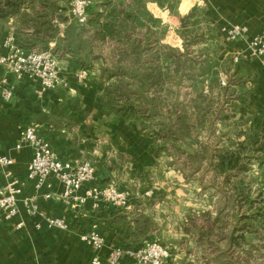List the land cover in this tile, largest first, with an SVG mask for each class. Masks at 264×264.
I'll use <instances>...</instances> for the list:
<instances>
[{
  "label": "trees",
  "instance_id": "trees-1",
  "mask_svg": "<svg viewBox=\"0 0 264 264\" xmlns=\"http://www.w3.org/2000/svg\"><path fill=\"white\" fill-rule=\"evenodd\" d=\"M65 2L0 0V23L12 20L17 42L24 49L51 50L58 59L69 56L81 69L95 68L92 79L99 87V103L151 138L153 153L170 158L168 165L187 179L186 171L193 178L204 171L213 182L221 179L215 186L220 202L213 203L215 216L208 211L191 214L183 230L196 237L205 251V264H237L224 256L221 244L231 250L244 233L258 234L255 223L262 213L250 214L251 208L239 212L235 202L243 204L249 198L250 189H243L244 175L256 154H264V113L251 114L239 123L251 125L248 133L236 134L242 140H224L215 123H223L226 104L247 96L249 73L239 60L219 58L217 36L204 6H192L183 17L175 29L181 47H174L163 42L167 25L147 4L177 15L179 0H101L84 25L68 22L59 33L54 20L60 17L67 22L59 13L66 10ZM49 117L43 113L36 122L44 123ZM115 217L106 223L130 230V245L141 243L155 230L152 219L143 214L133 219V226L125 215ZM238 263L250 264L248 259Z\"/></svg>",
  "mask_w": 264,
  "mask_h": 264
},
{
  "label": "crops",
  "instance_id": "crops-1",
  "mask_svg": "<svg viewBox=\"0 0 264 264\" xmlns=\"http://www.w3.org/2000/svg\"><path fill=\"white\" fill-rule=\"evenodd\" d=\"M100 1L93 0L92 11ZM194 1L197 5H205L206 16L217 36L216 51L219 58L234 59L237 56L250 75L245 83L247 96L226 104L234 111L230 115H223V123H220L227 126L222 127L221 131L228 129V139L242 140L243 136L238 138L236 134L248 133L251 125L239 123L251 114L264 113V57L247 55L246 42L229 41L225 29L232 24H243L248 27L249 35L257 33L264 24V0ZM149 5L155 4L148 3L147 7ZM61 11L64 13L66 10ZM11 23L12 20L0 23V51L3 38L13 31ZM59 61L64 66L62 77L67 80L68 88L39 95L36 93L39 82L24 80L15 82L14 95L9 102L0 99V154L13 159L10 167L12 178L23 182L18 198L34 196L36 193L33 182L26 178L32 148L28 145L19 150L14 148L21 127L33 122L38 134L50 142L61 158H89L95 165L98 184L112 182L127 188L131 193V204L116 210L100 201L96 208L87 203L79 211H71L55 199L38 198L43 212L71 221L72 231H61L46 228L39 217L28 215L19 203L16 216L10 219L0 216V264H92L93 251L78 237V232L89 224H96L105 239V246L99 255L101 264H108V250L116 243L130 244L131 232L116 223L106 222L117 215H125L133 226V219L139 214L150 217L155 224L154 232L144 239L162 241L169 247L170 255L166 264H204L205 251L198 246L195 236L183 230V226L191 214L199 216L208 211L215 216L214 201L208 203L207 199L206 205L200 199L199 203L187 205L182 189L170 186L167 175L159 178L156 174L159 163L165 165L167 173L171 172V166L168 165L170 158L154 154L151 138L137 132L125 119L99 103L96 96L99 87L92 77L87 82L76 81L75 74L79 67L69 56ZM43 113L50 115L49 121L37 123V116ZM172 173L171 183L184 186L180 183L184 179L179 171L172 170ZM5 182L0 168V186ZM48 182L51 191L58 194V180L49 177ZM148 190L152 191L150 196L145 195ZM172 202L175 204L174 212L169 211L173 208L170 205ZM172 213H175L173 217L170 215ZM37 222L42 224L40 229L34 227ZM18 223L21 224L19 228ZM117 264L133 263L124 257Z\"/></svg>",
  "mask_w": 264,
  "mask_h": 264
},
{
  "label": "built area",
  "instance_id": "built-area-1",
  "mask_svg": "<svg viewBox=\"0 0 264 264\" xmlns=\"http://www.w3.org/2000/svg\"><path fill=\"white\" fill-rule=\"evenodd\" d=\"M93 0H70L66 11L59 10L67 17V22L56 17L54 25L62 33L66 23L74 22L76 25H84L92 12ZM229 41L243 40L246 42V51L249 56L264 57V24L262 28L252 35L246 25L232 24L225 29ZM53 44L51 43L50 46ZM0 51V99L9 102L14 95L15 82L38 81L39 88L36 93L41 95L46 91L59 88H68L67 80L62 77L64 66L51 50L35 51L24 49L17 42V35L11 31L5 35L1 43ZM238 57H234L236 62ZM95 75V71L79 68L75 74L78 82H84ZM221 84L225 85V79L221 78ZM24 145L32 148V156L27 164L26 178L33 182L34 196L18 198L22 181L12 178L11 165L13 159L0 154V168L6 182L0 186V216L10 219L19 212V203L30 216L39 217L48 229L72 231L73 224L63 216L49 215L43 212L37 201L55 199L63 207L71 211H79L87 203L96 208L100 201L119 210L127 208L131 204V193L115 183L98 184L96 182V168L94 163L86 157L61 158L52 148L50 142L38 134L33 122L24 124L19 132V140L14 146L16 150ZM49 177H54L60 184V192L51 191ZM264 190V180H263ZM150 190L145 195H151ZM21 226L17 224V228ZM41 222L34 224L40 229ZM80 241L93 251L92 264H101L99 251L105 246V239L96 224H89L78 232ZM170 255L168 246L155 239H144L141 243L130 245L120 242L114 244L107 253L108 264H117L126 257L133 264H166Z\"/></svg>",
  "mask_w": 264,
  "mask_h": 264
},
{
  "label": "rangeland",
  "instance_id": "rangeland-1",
  "mask_svg": "<svg viewBox=\"0 0 264 264\" xmlns=\"http://www.w3.org/2000/svg\"><path fill=\"white\" fill-rule=\"evenodd\" d=\"M70 0H66L65 2V6L68 7V3ZM179 0V6L177 9V15H173L170 14L167 10H162L158 7L157 4H155L152 8L151 5H149V9L152 13H154L155 15L159 16L158 18H160L162 20V23L167 25V32L166 35L163 39L164 43H167L171 46L174 47H181V40L180 38L177 36V34L175 33V29L180 25L181 20L183 19V17L188 13V11L190 10V8L193 5H197L196 2L194 0H189L191 2V6H190V2L187 0ZM182 2V3H181ZM181 3V5H180ZM194 3V4H193ZM187 4V6H186ZM193 4V5H192ZM184 5V6H183ZM190 6V7H189ZM198 6H202V4L198 5ZM205 7V5H203ZM156 17V16H155ZM67 19V17H65ZM245 52L247 54V51L245 49ZM248 55V54H247ZM253 57V56H251ZM95 69V68H94ZM94 69H92L91 71H94ZM89 80V79H88ZM84 82H87L84 81ZM231 111H234V109H231L229 107H227L226 105L223 107L222 110V115H230ZM226 128L227 126L224 124H220L218 121H216L215 123V130H218L220 132L221 129ZM228 129H225L222 132V137L224 140L228 139ZM214 140L217 143H221V139H216V137H214ZM256 158H254L253 160H251V165H250V169L247 172L245 176V183L246 186H243L245 189L244 192L247 191V188L250 189L249 191V198L246 199V201L242 204V206H240V202L237 199V202H235V204L237 205L235 208L237 211L239 212H244L247 211L251 208L250 214L253 213L254 211H259L260 213H262L261 218L258 219L255 223L257 229L258 230V234L256 236L251 235L249 233H244L242 238H238V246H231V250L227 249V245L225 243L221 244V250L224 251V256H228L233 258V261H235L237 264H239V260L241 259H248L250 264H264V190H263V180H264V154L261 153H257ZM165 165L163 163H159L158 165V169L159 171L156 173L157 176L160 178L161 176H166L167 175V179L169 181V185L173 186V188H180L182 189V193L185 194L186 199L185 201H187V205H191L193 203H199L200 199L203 200V204L206 203L207 199L209 200L208 203H211L210 201L213 200L214 204L217 203L218 198L214 195V193L216 194V188L215 186L219 184V182L217 181H221V179L217 180V181H212V177L210 176V174L208 172H198L195 173L193 175V177H191V174L189 171H186L187 175L189 176V178L187 179L185 177V175H183V172H180L179 169H177L176 167H171V172L167 173V170L164 169ZM173 171H179V173L182 175V178L184 180H181V184H185L184 186L182 185H175L171 182L173 179ZM166 171V173H165ZM213 185V189L210 190L209 185L211 184ZM201 193V195H200ZM211 195V196H210ZM183 196V195H182ZM238 198H241L240 196H237ZM196 199V200H195ZM223 202V201H221ZM220 202L218 201L217 205ZM170 205L173 207L172 209H169L170 212H174V202L170 203ZM250 205V207H249ZM192 207V206H190ZM249 213V212H248ZM172 217L175 215V213L170 214ZM170 216V217H171ZM174 219V218H172ZM160 243L164 244L162 241H159ZM220 263V262H218ZM205 264V263H204ZM221 264V263H220Z\"/></svg>",
  "mask_w": 264,
  "mask_h": 264
},
{
  "label": "bare ground",
  "instance_id": "bare-ground-1",
  "mask_svg": "<svg viewBox=\"0 0 264 264\" xmlns=\"http://www.w3.org/2000/svg\"><path fill=\"white\" fill-rule=\"evenodd\" d=\"M183 6H184V5H183ZM186 6H187V4H186ZM153 7H155V6L153 5L152 8H153Z\"/></svg>",
  "mask_w": 264,
  "mask_h": 264
}]
</instances>
